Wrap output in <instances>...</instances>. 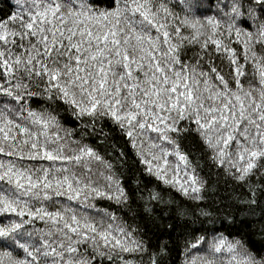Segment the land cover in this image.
<instances>
[{
	"label": "snow or ice",
	"instance_id": "obj_1",
	"mask_svg": "<svg viewBox=\"0 0 264 264\" xmlns=\"http://www.w3.org/2000/svg\"><path fill=\"white\" fill-rule=\"evenodd\" d=\"M105 127L149 182L196 202L228 187L231 206L264 215V0H15L0 17V264H170L146 223L173 201L139 179L130 196L85 142ZM133 199L127 219L97 203ZM182 255L264 264L222 233Z\"/></svg>",
	"mask_w": 264,
	"mask_h": 264
},
{
	"label": "trees",
	"instance_id": "obj_2",
	"mask_svg": "<svg viewBox=\"0 0 264 264\" xmlns=\"http://www.w3.org/2000/svg\"><path fill=\"white\" fill-rule=\"evenodd\" d=\"M176 2L179 3V0H176ZM212 3L214 7V0H212ZM13 10H15V0H0V17H4ZM176 11L179 12L180 9L177 8ZM64 123L67 127H75L70 117H66ZM104 131L109 133L106 139L97 133L87 137L85 142L95 147L106 160H111L117 165L116 171L122 174L124 186L128 189L130 196L137 191L135 182L139 179L141 187L144 184L155 187L157 191L161 192L166 201H173L168 207L159 206L162 212H157L159 218L155 224L151 221L146 223L148 232L146 239L150 238L152 247H155L158 243H164L168 246L171 253L170 264H181L182 254L188 241L195 243V237L200 235H205L208 240H211L218 233H222L229 239L240 237L245 240L253 252L258 254V258L264 256V230L261 228L262 223H264V215L261 214L260 207L255 209V215H249L246 209L238 210L231 206L228 195L230 189L228 187L222 186L217 195H208L204 201L196 202L181 196L174 189L158 184L154 177L150 178L149 182V178H146L145 174L142 173V168L137 162L131 145L126 143V138L122 137L118 131H113L111 127H105ZM76 138L79 139L78 134ZM121 151L126 153L123 167L120 166L117 159ZM144 194L147 195V192ZM97 203L100 207L111 206L113 210H119V214L127 219L137 211L138 205L142 201L133 199L130 206L131 210H129V207H123L121 210V206L109 201H98ZM195 208H202L210 212L212 216L209 218L199 216V219L193 223L192 209ZM179 209L188 210V215L179 216ZM230 216L235 217V222L227 218ZM212 220L215 222L212 223ZM201 222H203V226H201ZM129 223H132V221L129 220ZM138 223L142 227L145 226L143 220L138 221ZM170 224L174 225L171 229L168 227ZM38 226L42 227L43 225ZM207 247L208 243L204 242L203 248Z\"/></svg>",
	"mask_w": 264,
	"mask_h": 264
}]
</instances>
